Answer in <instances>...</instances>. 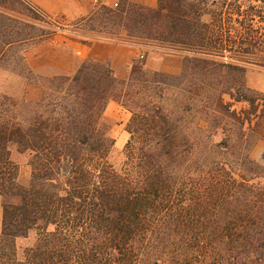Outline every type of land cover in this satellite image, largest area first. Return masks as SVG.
<instances>
[{"label": "trees", "instance_id": "obj_1", "mask_svg": "<svg viewBox=\"0 0 264 264\" xmlns=\"http://www.w3.org/2000/svg\"><path fill=\"white\" fill-rule=\"evenodd\" d=\"M119 1L77 20L75 38L153 45L179 57V71L136 60L121 80L85 60L71 74H37L27 46L50 40L65 16L0 0V68L20 81L17 94L0 92V264H264L254 158L264 93L246 82L264 69V0ZM110 102L132 114L119 171ZM12 148L29 158L26 186ZM31 232L19 259L16 241Z\"/></svg>", "mask_w": 264, "mask_h": 264}, {"label": "rangeland", "instance_id": "obj_2", "mask_svg": "<svg viewBox=\"0 0 264 264\" xmlns=\"http://www.w3.org/2000/svg\"><path fill=\"white\" fill-rule=\"evenodd\" d=\"M106 4L112 7H117L115 4L120 3L119 0H97L95 6L100 4ZM33 4V3H32ZM34 5V4H33ZM36 6V5H35ZM158 6V1H157ZM156 6V7H157ZM38 7V6H37ZM55 18H60L64 15L65 20L60 19L61 29L57 30L55 36L50 40L41 44H29L27 46V60L30 68L35 73L40 75L51 76L48 72L49 69L45 66L48 64V59L45 56L48 50L55 46L56 42L65 39H76L72 30H74V24L79 20L71 15L66 14H53ZM59 44V43H58ZM60 46V45H59ZM140 54L144 55L142 61L146 63L147 68L157 71L165 72H177L179 71L180 59L177 56L166 54L163 51H156L153 45L141 44ZM15 74L9 72L3 68H0V92L10 95L17 94L19 92L20 81L14 78ZM122 80V79H121ZM247 85L254 90L264 93V69L259 67L250 68L246 76ZM30 99H37L40 96V90L36 88H30L27 94ZM242 105L237 104L236 108H241ZM107 118L111 125V136L115 140V146L109 156V161L116 170H121L125 162V146L130 138V135L126 131L128 123L132 117V114L121 107L116 102H110L106 111ZM264 144L262 143L258 149L254 152V158L264 166ZM12 159L19 165L20 176L19 182L21 185H28L31 168L29 166V158L18 154L15 148H12ZM37 239V233L31 232L28 238H19L16 241V249L18 258L22 259L23 251L27 247L31 246Z\"/></svg>", "mask_w": 264, "mask_h": 264}, {"label": "crops", "instance_id": "obj_3", "mask_svg": "<svg viewBox=\"0 0 264 264\" xmlns=\"http://www.w3.org/2000/svg\"><path fill=\"white\" fill-rule=\"evenodd\" d=\"M50 14H66L83 18L94 9L97 0H28ZM155 8L158 0H131ZM64 16V15H62ZM59 43V44H58ZM60 45V46H59ZM139 47L110 41L83 42L78 39L57 41L43 57L48 59L45 66L51 75L71 74L77 66L90 60L109 63L119 79H127L133 63L139 58ZM4 199L0 196V234L2 232ZM26 239V238H25Z\"/></svg>", "mask_w": 264, "mask_h": 264}, {"label": "built area", "instance_id": "obj_4", "mask_svg": "<svg viewBox=\"0 0 264 264\" xmlns=\"http://www.w3.org/2000/svg\"><path fill=\"white\" fill-rule=\"evenodd\" d=\"M115 6H117V4H115ZM144 59V55L140 54L139 55V60H143Z\"/></svg>", "mask_w": 264, "mask_h": 264}]
</instances>
